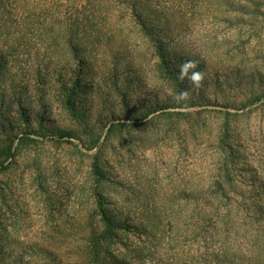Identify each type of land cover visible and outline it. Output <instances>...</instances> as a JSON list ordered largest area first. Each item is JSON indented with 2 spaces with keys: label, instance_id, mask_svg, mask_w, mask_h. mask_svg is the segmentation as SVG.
<instances>
[{
  "label": "rangeland",
  "instance_id": "rangeland-1",
  "mask_svg": "<svg viewBox=\"0 0 264 264\" xmlns=\"http://www.w3.org/2000/svg\"><path fill=\"white\" fill-rule=\"evenodd\" d=\"M68 1L58 0L68 10L60 22L86 2ZM156 4L150 36L124 8L81 13L78 32L93 42L82 36L79 56L62 45L51 55L49 18L28 25L0 9V264H80L95 194L131 224L116 257L178 264L200 248L196 202L181 194L219 180L222 145L235 153L232 180L264 184V99L250 105L264 95V0ZM189 59L204 85L179 79L190 99L178 102L167 72ZM54 131L68 137H39ZM150 212L154 235L141 227Z\"/></svg>",
  "mask_w": 264,
  "mask_h": 264
},
{
  "label": "trees",
  "instance_id": "trees-1",
  "mask_svg": "<svg viewBox=\"0 0 264 264\" xmlns=\"http://www.w3.org/2000/svg\"><path fill=\"white\" fill-rule=\"evenodd\" d=\"M46 1L49 5L44 4ZM247 1L255 3L257 0ZM156 2L157 0H86L79 11L81 13L86 10L92 11L96 5L100 7L105 17L112 11H122L124 8L140 26L142 33L150 36L155 32L154 24L158 23L157 17L160 18L162 15ZM230 5L239 8L242 6L232 1ZM68 6H70L69 3ZM65 8L58 0H0V9L5 10L7 20L12 19L30 25L41 18L42 20L50 19L49 31H51V37H54L51 40V55L53 49L57 50L62 45L75 56H79L84 51V48H81V37L83 36L89 42L93 41L90 35L78 32L83 30L79 22L84 18L77 9H74L77 12L74 17L76 15L77 17L73 19L70 17L66 22L59 21L60 17L68 18V10ZM79 16L81 19L78 20ZM158 50L161 51V48ZM159 58L164 59L165 56L162 54ZM178 72L179 70L176 69L167 72L168 77L177 83V95L184 89L176 77ZM263 99L264 95L255 97L250 105H257ZM67 107L73 111L69 100ZM140 119L143 118L134 120L140 121ZM24 136L27 138L26 134ZM39 137L55 140L68 136L54 131L47 136L39 134ZM221 147L229 150L225 166L218 169L220 170L219 180H211L205 188L198 185L194 197H191L190 192L186 190H183L181 194L185 202L189 203L190 198L196 202L192 231L194 236L192 235L191 238L193 242L196 239L200 243V248L191 256L186 254L184 259H179L178 264H264V184L254 187L249 185L247 180H232L227 162L229 160L235 163L233 156L235 153L232 148H229L230 144H224ZM95 173L98 175L96 168ZM95 198L96 213L89 216V230L83 238L84 246L79 250L80 264H129L126 258H118L113 252L115 245L123 247L126 245L125 242H121L120 233L131 227L129 220L123 225L115 219L113 214L105 210L103 196L95 194ZM150 213L147 214V223L153 220L157 226L159 216ZM154 224H143L142 231L147 233L149 229L148 233L154 235L156 230L153 227ZM42 254L50 257L45 251H42ZM52 258L54 257L51 253Z\"/></svg>",
  "mask_w": 264,
  "mask_h": 264
},
{
  "label": "clouds",
  "instance_id": "clouds-1",
  "mask_svg": "<svg viewBox=\"0 0 264 264\" xmlns=\"http://www.w3.org/2000/svg\"><path fill=\"white\" fill-rule=\"evenodd\" d=\"M198 63L196 60L189 59L179 66L178 79L181 81L187 79L194 89L202 88L205 79V74L198 69ZM176 99L178 102H187L190 99L189 90L180 91Z\"/></svg>",
  "mask_w": 264,
  "mask_h": 264
}]
</instances>
